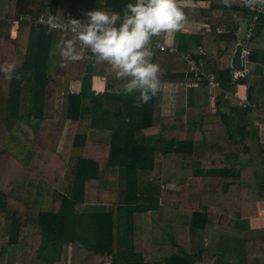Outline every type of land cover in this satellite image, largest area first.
<instances>
[{
	"label": "trees",
	"instance_id": "trees-1",
	"mask_svg": "<svg viewBox=\"0 0 264 264\" xmlns=\"http://www.w3.org/2000/svg\"><path fill=\"white\" fill-rule=\"evenodd\" d=\"M130 2L104 0V9L122 14ZM94 4L20 0L17 6L9 0L0 18V64H18L24 81L21 86L0 73V217L7 245L25 251L28 264H264V234L244 237L238 260L223 259L219 251L209 254L193 235L219 225L249 230V218L264 201L258 124L264 113L252 106L264 100V10L248 40L253 65L236 79L230 65L236 30L254 10L227 8L222 0L186 10L187 19L209 24L191 37L215 51L211 70L220 88L215 111L187 121L182 90L173 115L155 114L157 94L137 107L139 93L117 91L125 81L109 65H94L83 49L84 59L63 62L65 33L34 22L49 14L86 22ZM18 14L31 19L18 21L12 35ZM221 27L226 30L218 32ZM156 55L155 50L153 59ZM184 72L166 71L160 82L194 79ZM94 75L104 78L101 92L92 88ZM60 79L77 80L80 87L66 94L69 122L58 146L62 122L54 104ZM238 83L247 85L251 105L238 106L233 95ZM98 129L108 130L107 140L94 137ZM86 203L108 206L85 211ZM155 212L168 231L167 242L152 238ZM5 251L0 249L1 260Z\"/></svg>",
	"mask_w": 264,
	"mask_h": 264
},
{
	"label": "clouds",
	"instance_id": "clouds-1",
	"mask_svg": "<svg viewBox=\"0 0 264 264\" xmlns=\"http://www.w3.org/2000/svg\"><path fill=\"white\" fill-rule=\"evenodd\" d=\"M227 8L239 4L250 10H264V0H222ZM192 0H134L121 13H109L101 8L88 11L87 21L69 17L67 21L49 14L45 23L49 32L58 27L71 33L60 45L63 62L84 59L81 49L89 53L93 64H107L116 79L123 80L125 95L139 93L136 106L142 107L160 89V68L152 61V44L162 34L181 31L187 20L186 10ZM63 66V65H62ZM15 62L0 64V73L23 86L22 75Z\"/></svg>",
	"mask_w": 264,
	"mask_h": 264
},
{
	"label": "crops",
	"instance_id": "crops-1",
	"mask_svg": "<svg viewBox=\"0 0 264 264\" xmlns=\"http://www.w3.org/2000/svg\"><path fill=\"white\" fill-rule=\"evenodd\" d=\"M8 1L9 0H0V18H3L7 12ZM19 2L20 0H17V6L19 5ZM210 2L211 0H192V7L195 6L207 7L209 6ZM99 8L105 10L104 0H95L93 10ZM16 25L17 23L12 24V32H11L12 35L15 34ZM238 28L236 30V34L238 33ZM208 29H209V24L207 22L196 21L194 19L193 20L187 19L185 22V26L181 31L175 33L162 34L160 38L156 40V42H160L161 44L165 45L164 49L158 48L155 44L156 42L152 44L153 53L155 50L157 51V55L154 59L152 56V61L159 65L160 68L159 76L160 74L166 71H171L174 73L183 69L185 71L184 72L185 74L190 72L192 73L194 78L191 81H185V82H160V89L159 92L157 93V100L155 103V114L173 115L176 110L177 94L179 90L183 91V100L185 105V119L187 121L199 120L202 113L215 111V96L220 90V88L208 86L207 80L205 84L202 83L203 81L202 78L204 77H202L201 80L197 81V77H196L197 75H195L194 72L190 69V64L185 58V56L189 54L192 60H194V62L200 64V68L205 76H213V78L215 79L213 70H211L213 64L212 56L215 53V51L213 49H204L198 46V44H196L193 38L191 37L192 35L195 34H203ZM224 30L226 29L222 27L217 29L218 32ZM70 37H71L70 35H65L64 40H67ZM233 52L231 54V57L233 55ZM247 62H248L247 66L250 69L253 63L250 61ZM59 82H60L59 88L56 91L55 104H54L55 115L57 117H61L59 113H63V114L65 113L67 92H77L80 87V82L77 80L60 79ZM61 87H63V91L65 92L64 104L62 105L63 108L61 106V108L58 109L56 106V98L58 92L61 91ZM122 87L123 84H121L116 90L122 91ZM92 88L96 92L103 91L104 78L98 75H94L92 78ZM233 95L238 100H242V99L248 100L247 85L244 83H238L236 85L235 91L233 92ZM252 106H254L256 111L264 113L263 99H258L257 101L254 102V105ZM60 121L62 122L61 123L62 128L59 133V141L57 142L58 146H60L62 142V139L65 134V130L69 122L67 119H64L63 117L60 119ZM258 124H259L260 141L264 142V121ZM94 137L100 140H107L109 137V132L108 130L105 129H98L94 132ZM257 205H258L257 215L251 216L248 221L249 230H246V228H241V227L239 228V227H229V226L219 225L214 230H204L200 232L196 231L193 233V235L197 239L202 240V243L207 248L209 254H213L219 251V253L222 254L223 259L228 258L229 260H238L242 251L240 247V243L242 242L241 240L247 236L257 237L260 234L262 235L264 234V201H259ZM106 206H108V204L86 203L83 205V209L84 207H87L89 209L86 208L84 209L85 211H95V210L103 209ZM153 217L155 223L153 224L152 238L157 241L167 242L169 240V234L168 231L162 225L160 224L158 225L157 223L158 213L157 212L153 213ZM2 224L3 221L2 218L0 217V243L1 242L3 243V241L6 240V238L2 236V229H1ZM251 230L253 232H251ZM4 245L5 244H2V246L0 247L3 248ZM14 248L16 247L8 246L5 248L6 249V251L4 252L5 257L10 258L11 255H15L14 257L15 259L13 261H10L5 264L23 263L22 257L27 255V253L25 251ZM7 250H9L8 253ZM106 264H110V263H106Z\"/></svg>",
	"mask_w": 264,
	"mask_h": 264
},
{
	"label": "built area",
	"instance_id": "built-area-1",
	"mask_svg": "<svg viewBox=\"0 0 264 264\" xmlns=\"http://www.w3.org/2000/svg\"><path fill=\"white\" fill-rule=\"evenodd\" d=\"M259 12H261V10L259 8H257L256 10H254L252 16L247 20L246 19V31L245 34L242 38L238 37V43H241L242 48H241V67L240 68H232L231 70V74L233 79H236L238 77H242L244 75H246V73L249 71V67L246 65L247 63V56L250 53V46L248 45V40L249 38L252 36L253 34V30L255 28V23L256 20L258 18V14ZM23 19H27L30 20V17H25L23 15H18L15 19L12 20V24H16L18 23V21L23 20ZM46 20L44 18L43 15L38 16L34 22L35 23H44L43 21ZM56 30H59L61 32H64L65 35H70L71 33L64 30L63 28H57ZM156 46L160 49H164L165 45L161 44L160 42H156L155 43ZM185 58L187 59V61L190 64V69L194 72L195 75H197V81L201 80L202 77H204L207 80V84L210 87H217L219 88V84L218 82L213 78V76H205L204 73L202 72L201 68H200V64H197L196 62H194V60H192V58L190 57V55H186ZM238 105L241 107H246L250 105V102L248 100H238Z\"/></svg>",
	"mask_w": 264,
	"mask_h": 264
},
{
	"label": "rangeland",
	"instance_id": "rangeland-1",
	"mask_svg": "<svg viewBox=\"0 0 264 264\" xmlns=\"http://www.w3.org/2000/svg\"><path fill=\"white\" fill-rule=\"evenodd\" d=\"M246 65H248V62L246 63ZM64 95H65V92L63 91V87H61V91L60 92H58V94H57V98H56V106H57V108L59 109V108H61V106L64 104ZM62 108H63V106H62ZM62 114V115H61ZM59 115L61 116V118L63 117L64 118V114L63 113H59ZM62 126V125H61ZM61 126H59L60 128H59V130L61 129ZM66 184H67V178L65 177L64 178V180H63V182H62V185H61V191H65L66 190ZM87 207H84V209H86ZM87 209H89V208H87ZM1 229H2V227H1ZM2 244H5L4 246H3V248L5 249L6 247H8V245L6 244V240L5 241H3V243L1 242L0 243V246H2ZM1 248V247H0ZM9 249V248H8ZM14 249H17V248H14ZM8 251L9 250H7V253H8ZM16 254H17V252H16ZM8 256V255H7ZM15 255H11V257L10 258H8V257H5L4 256V258L2 257V264H5V263H8V262H10V261H13L15 258ZM8 260V261H7ZM22 264H27L28 263V256L27 255H25V256H23L22 257Z\"/></svg>",
	"mask_w": 264,
	"mask_h": 264
},
{
	"label": "water",
	"instance_id": "water-1",
	"mask_svg": "<svg viewBox=\"0 0 264 264\" xmlns=\"http://www.w3.org/2000/svg\"><path fill=\"white\" fill-rule=\"evenodd\" d=\"M238 27L239 28H238L237 35L239 38H242L246 31V19L239 21ZM241 48H242L241 43H237L235 46L233 55L231 57V67H234V68L241 67Z\"/></svg>",
	"mask_w": 264,
	"mask_h": 264
},
{
	"label": "bare ground",
	"instance_id": "bare-ground-1",
	"mask_svg": "<svg viewBox=\"0 0 264 264\" xmlns=\"http://www.w3.org/2000/svg\"><path fill=\"white\" fill-rule=\"evenodd\" d=\"M156 236V235H155Z\"/></svg>",
	"mask_w": 264,
	"mask_h": 264
}]
</instances>
